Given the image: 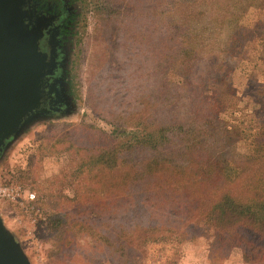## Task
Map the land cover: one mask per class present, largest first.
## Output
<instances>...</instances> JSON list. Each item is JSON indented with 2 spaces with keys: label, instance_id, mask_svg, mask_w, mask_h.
Segmentation results:
<instances>
[{
  "label": "rangeland",
  "instance_id": "rangeland-1",
  "mask_svg": "<svg viewBox=\"0 0 264 264\" xmlns=\"http://www.w3.org/2000/svg\"><path fill=\"white\" fill-rule=\"evenodd\" d=\"M51 2L73 12L60 101L0 148L5 233L28 264H210L202 230L177 244L118 210L130 145L101 173L86 155L129 142L134 129L170 128L167 137L192 140L221 169L255 156L264 137V0ZM241 260L234 249L226 264Z\"/></svg>",
  "mask_w": 264,
  "mask_h": 264
},
{
  "label": "trees",
  "instance_id": "trees-1",
  "mask_svg": "<svg viewBox=\"0 0 264 264\" xmlns=\"http://www.w3.org/2000/svg\"><path fill=\"white\" fill-rule=\"evenodd\" d=\"M167 130L134 129L129 142L86 155L101 173L125 160L121 156L130 145L132 171L121 174L124 180L114 191L127 202L118 210L132 212L138 219L132 220L134 228L170 234L177 244L198 238L191 229L202 230L210 264H226L234 249L241 252L242 264H264V137L256 140L255 156L227 161L221 169L198 156L197 143L171 140Z\"/></svg>",
  "mask_w": 264,
  "mask_h": 264
},
{
  "label": "flooded vegetation",
  "instance_id": "flooded-vegetation-1",
  "mask_svg": "<svg viewBox=\"0 0 264 264\" xmlns=\"http://www.w3.org/2000/svg\"><path fill=\"white\" fill-rule=\"evenodd\" d=\"M15 1L22 12L24 30L21 34L26 36L24 38L30 45L27 69L17 66L19 73L28 75V81L23 83L22 95L27 96L28 104L32 106L29 115L54 112L60 101L58 63L66 52L67 29L72 25L73 12L67 4L51 0H27L26 4L24 0Z\"/></svg>",
  "mask_w": 264,
  "mask_h": 264
},
{
  "label": "water",
  "instance_id": "water-1",
  "mask_svg": "<svg viewBox=\"0 0 264 264\" xmlns=\"http://www.w3.org/2000/svg\"><path fill=\"white\" fill-rule=\"evenodd\" d=\"M21 14L15 0H0V148L26 124L43 114L29 115L32 106L28 104L27 96L22 95L28 75L19 73L17 66L27 69L30 45L21 34L24 30ZM0 264H28L1 222Z\"/></svg>",
  "mask_w": 264,
  "mask_h": 264
},
{
  "label": "built area",
  "instance_id": "built-area-1",
  "mask_svg": "<svg viewBox=\"0 0 264 264\" xmlns=\"http://www.w3.org/2000/svg\"><path fill=\"white\" fill-rule=\"evenodd\" d=\"M2 193H3L5 196H7V197H12V198H14V195H12V193H10L9 191L2 190ZM34 197H35V196H34L33 194H30V195H29V198H30L31 200H33Z\"/></svg>",
  "mask_w": 264,
  "mask_h": 264
}]
</instances>
